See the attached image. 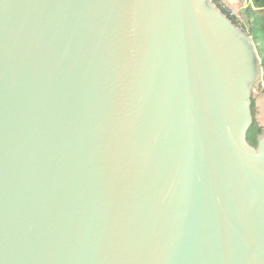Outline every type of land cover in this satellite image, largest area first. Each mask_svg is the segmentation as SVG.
Segmentation results:
<instances>
[{"label":"water","instance_id":"obj_1","mask_svg":"<svg viewBox=\"0 0 264 264\" xmlns=\"http://www.w3.org/2000/svg\"><path fill=\"white\" fill-rule=\"evenodd\" d=\"M209 0H0V264H264L251 39Z\"/></svg>","mask_w":264,"mask_h":264},{"label":"trees","instance_id":"obj_2","mask_svg":"<svg viewBox=\"0 0 264 264\" xmlns=\"http://www.w3.org/2000/svg\"><path fill=\"white\" fill-rule=\"evenodd\" d=\"M240 1H246L249 3V5L242 11L244 18L242 31L251 39L256 47L260 59V67L263 73V81L261 83L264 84V0ZM221 11L235 24L234 17L230 15L227 9L222 8ZM261 133V128L252 123L246 133L248 144L255 147L257 136Z\"/></svg>","mask_w":264,"mask_h":264},{"label":"rangeland","instance_id":"obj_3","mask_svg":"<svg viewBox=\"0 0 264 264\" xmlns=\"http://www.w3.org/2000/svg\"><path fill=\"white\" fill-rule=\"evenodd\" d=\"M210 5L216 8H220L221 6L227 9L231 15L237 21V27L242 31L244 18L242 15V11L245 9L244 1L239 0V4L237 6H229L225 0H209ZM221 9V8H220ZM251 99V116L252 123L256 124L261 128V134L264 135V84L261 82H256L252 85V90L250 92Z\"/></svg>","mask_w":264,"mask_h":264},{"label":"crops","instance_id":"obj_4","mask_svg":"<svg viewBox=\"0 0 264 264\" xmlns=\"http://www.w3.org/2000/svg\"><path fill=\"white\" fill-rule=\"evenodd\" d=\"M229 6H237L239 4V0H225Z\"/></svg>","mask_w":264,"mask_h":264},{"label":"built area","instance_id":"obj_5","mask_svg":"<svg viewBox=\"0 0 264 264\" xmlns=\"http://www.w3.org/2000/svg\"><path fill=\"white\" fill-rule=\"evenodd\" d=\"M244 5H245V8L249 5V3H247L246 1H244ZM221 9L223 8L222 6L220 7ZM219 8V10L221 11V9ZM230 13V12H229ZM230 15H231V13H230ZM231 16H233V15H231ZM235 19V18H234ZM235 25H237V21H236V19H235Z\"/></svg>","mask_w":264,"mask_h":264}]
</instances>
